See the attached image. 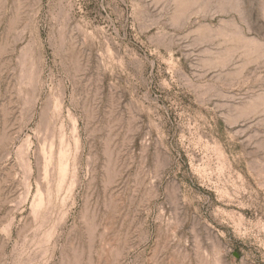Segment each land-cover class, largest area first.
<instances>
[{
	"label": "rangeland",
	"instance_id": "374dc122",
	"mask_svg": "<svg viewBox=\"0 0 264 264\" xmlns=\"http://www.w3.org/2000/svg\"><path fill=\"white\" fill-rule=\"evenodd\" d=\"M0 264H264V0H0Z\"/></svg>",
	"mask_w": 264,
	"mask_h": 264
}]
</instances>
